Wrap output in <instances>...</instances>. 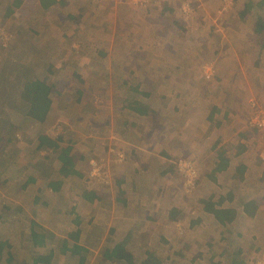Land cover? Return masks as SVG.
<instances>
[{"label": "crops", "instance_id": "1", "mask_svg": "<svg viewBox=\"0 0 264 264\" xmlns=\"http://www.w3.org/2000/svg\"><path fill=\"white\" fill-rule=\"evenodd\" d=\"M54 1L57 3L63 0ZM66 1H79L85 4L89 2L90 8L88 9L87 5L86 13L81 15L87 18L95 16L105 19V23H101V26L111 27L109 34H114V26H110V17H108L111 16L110 10H98L93 7L95 3H110L111 0ZM144 1L147 2L146 6L141 8L134 6L131 10L135 17L143 18L141 21L145 27L148 26L150 45L141 47L140 44L133 43L131 48L133 52L117 57V69L110 59L101 63L100 70L92 63H90L92 66L88 67L87 62L89 61L84 64L81 61L79 64L81 77L78 81L86 80L88 84L89 78L87 77L90 76L96 81L110 84L115 74L119 76V91L113 94L109 91L108 99L103 101L100 107L96 105L97 110L94 112L98 115L110 108L111 111L106 117L110 125L102 126L107 131H110V126H113L118 134L116 140L113 138L114 144L118 147L117 153L107 152L105 153L107 161L100 160L110 164L108 161L115 159V165L122 168L121 177L115 181L116 192L119 195L118 202L121 203L120 210H122L119 211L121 218L119 220L123 221L131 209H134L135 204L128 203L129 194H132L130 199L137 198L140 203L137 202L136 207L140 208L144 197L142 190L150 193L155 188H160L161 179L167 174L175 173L173 177L177 183H174L175 181L168 183L170 187L166 191L167 195L173 194L172 198L160 195L161 204H168L163 214L164 218L160 213L162 207L155 206L154 209L152 200L145 197L148 212L141 209V213H138L135 219L131 214L130 218L126 219L129 222L128 227L125 228L126 224H123L116 233V230L111 229L113 224L111 221L108 223L109 218L106 215V212L113 211L115 207L109 205L110 201L104 204L107 200L103 199L97 204L89 203L88 194H94L97 198V191L80 185V192L76 199L81 207L87 210V213L83 215L81 208L71 205L62 206L56 214L60 220L62 219L60 224L66 221L67 225L71 226L69 227L71 231L68 234L66 232L65 235L50 231L52 240L47 233L35 230L47 239L46 246L48 247H44L45 249L49 248V244L54 239L61 242L68 239V243H71L70 235L79 227L83 234L80 240L81 245L87 246L83 244L87 240L90 241L89 243L92 242V247L87 248V251L82 252L79 257L71 256L68 251L66 253L58 251L68 255L69 258L61 264L68 262L80 264V258L91 250L99 252L101 264H121V262L111 261L106 253L113 254L111 252L113 248L122 242H125L126 252L136 255L138 263L143 258L146 249L154 253L155 257L163 260L164 264H184V262L186 264H256L260 261L264 262V159H262L264 150L257 131L247 125L250 112L248 101L255 100L264 111V73L261 72L264 66V34L260 38L261 41L256 43L253 18L247 16L244 21L241 19L240 13L243 8L240 4L241 0H226L229 4L225 2L223 7L221 0L208 1V6L214 2L213 14L206 13L203 4L205 0H191L197 2L200 8L199 13L201 16L204 15L203 20L195 17V13L193 16L192 11L191 13L183 11L180 3L176 7L177 10H174L171 0ZM259 1L261 0H255L261 7L258 8L255 5L257 12L255 16L260 15L264 19V4ZM124 9V5L119 6L117 14L123 13ZM180 13L183 17L190 18L191 28L176 25L178 23L174 24ZM210 14L213 16L212 23H209L207 19ZM249 14L252 16L253 13ZM181 22L186 23L187 21L183 18ZM122 24L126 23L121 22L120 25ZM133 27L135 29L133 33H137V30L142 28L141 22L137 20ZM118 32L122 34V31ZM101 33H105L104 30L101 29ZM120 38L123 36L120 35L118 39ZM48 42L51 41L48 40ZM29 44L28 42L25 44L27 52L25 59L27 65L30 66ZM36 46L39 47L40 44L37 43ZM53 51L46 55L50 59V64L47 63V65L56 68L61 66V61L59 59L56 61L55 55L52 56ZM205 61L213 65L214 73L209 81L203 80L200 74V66ZM95 71L97 77L94 76ZM70 77H65V80L57 79L56 84L59 83V86L66 84V88L62 86L53 90L61 92L62 99L79 98V101L75 100V104H81V107H76L78 105L73 107L85 113L87 95L84 91L87 86L79 87ZM122 80L128 84L121 83ZM145 80L151 83L144 94L146 99L141 100L140 98H143V88L141 89L143 84L141 83ZM115 81L113 79V82ZM69 85L72 88L68 87ZM137 86H140V92L133 91ZM125 89L128 90L123 93ZM58 104H60L58 106L60 109L65 107V104L59 100ZM139 106L146 107L149 114L147 112L142 114L143 112L137 109ZM51 107L53 108V102ZM99 108L104 109V112H98ZM137 114L143 116L142 121L145 126L142 128L143 139L136 137L133 129L129 136H124L121 126L115 123L119 122V119H123V122L124 120L133 121ZM92 116L80 115L83 117L81 121L84 123L85 119L92 118ZM83 123H78V129L86 128L85 132L90 136L86 138V147L94 148L96 138L91 134H96L95 129L93 127L92 130L90 129L88 121L86 125ZM105 134L104 131L102 135ZM101 141L107 144L111 142L110 138L107 140L103 138ZM72 146L71 151H75ZM121 150L131 155L133 159L137 156H144L145 163L151 162V173L146 172L148 168L145 169V165H142L140 169V172L145 169L149 175L147 177L149 188H140L139 181L142 180L144 173H138V177L131 180L129 175L131 167L126 154L124 153L123 157ZM174 153L177 154V158H183V160L198 159L199 161L196 185L202 184L198 187L199 190L203 189L201 192L198 191L202 194L199 196L202 202V213L196 218L190 217L189 213L183 216L182 212L186 207H180L177 204L181 199L179 193H183L182 187L184 186L183 179L174 171L175 167L172 164L176 157ZM179 153L181 157L178 156ZM73 154L74 152L71 153L72 156ZM86 156L89 158L88 155ZM76 159L78 160V157L72 158V162L78 174L73 176L79 180L82 177ZM15 168L14 165L10 167L11 170ZM135 170L133 169L132 172L134 173ZM9 171H7L8 175ZM70 183L77 185L78 181L71 178ZM138 185L142 190L136 189ZM130 187H133V190L128 194ZM194 191L195 189L190 194L192 195ZM82 192H85L84 198L81 196ZM175 195L178 197L175 198ZM38 197L39 195L34 196L33 203L38 200ZM76 199L74 205H77ZM206 205L212 211L213 209L221 213L229 211L230 214L227 213L228 216L221 213L216 216L212 215L207 212ZM29 226L31 224L27 226L28 233L31 232ZM95 233L100 235L96 243L93 242ZM84 236L87 237L84 238ZM39 252L44 256L47 254L41 253V250ZM189 254L192 255L189 256ZM187 257H189L188 261L183 260ZM177 258L182 259L178 261ZM52 259H54V253ZM214 259L216 260L212 263ZM84 261L87 263L86 257ZM51 263L53 264V261Z\"/></svg>", "mask_w": 264, "mask_h": 264}, {"label": "rangeland", "instance_id": "2", "mask_svg": "<svg viewBox=\"0 0 264 264\" xmlns=\"http://www.w3.org/2000/svg\"><path fill=\"white\" fill-rule=\"evenodd\" d=\"M18 1L21 2V5L19 7H16V3ZM23 1L0 0V71L1 66L7 61L6 56L8 55L7 57L9 58L10 53L12 58L9 59H15L16 63H21V57L27 55L25 50L20 49L21 42L24 41L30 43L28 50L31 53L30 71L28 69L25 73V79L22 78V73L19 74V77L16 80L17 82L13 80L11 81L9 86L6 83H2V86L7 89L6 93L10 92V86H12L11 84L13 82H16V88L13 86V100H15L16 105H18L19 100L17 98H14V96L19 92L21 85L28 78H30L31 80L38 78L45 81L53 89H58L62 86L63 88H66V84H61L59 86V83L56 84L57 79L65 80V77L69 78L73 73L70 78H72V80H74V82H76L79 87L87 86L86 91H84L87 95L85 97V105H88L89 103L91 104L86 107L85 113L81 109L78 110L74 107H70L69 111L66 108L60 109L58 108V106L60 105L58 104V100L62 103L63 99L62 97L53 94V108L51 111L54 112H52V115L48 121L49 123L45 126H42L33 125L32 122H29V120L27 121L26 117H24L23 115L24 107L22 106V104L19 105L18 108L16 107L15 110H11L10 108L3 109V107L6 105V100L0 98V118L3 115H7L8 117H10L11 123L15 126V145L4 148L3 152L1 151L2 153L7 154L8 150L10 149L11 154L9 156H5L7 165L3 166V168L0 169L5 173V177L4 175L1 176V181L4 182L0 183V241L8 242L12 247V260L14 264L30 263L26 249H24L25 246H28V242L24 237V233L27 232L26 230L29 224L34 223L37 230L47 233L50 239H52L50 236V231L52 233L55 232L61 235H65L66 232L68 234V232L71 231V229H69V227L71 226L67 225L66 221L60 224V222H62V219L60 220V217L58 215V217L56 216L58 210H60L62 206L69 207L72 205L74 207L81 208L80 211H82L83 215L87 213V210L85 208H82L81 204L78 203V199H76L80 192V185H82L83 187H90L89 189H95L98 194L96 195L98 202L101 199H103L104 201L107 200L104 204H107L110 201L109 205H113L115 207L113 208V211L111 210L110 212H106V215L109 218L108 223L111 221V223L113 224L111 229L116 230V233H118L123 224L127 225H124L125 228L128 227L129 222H127L128 220L126 219H129L131 214L134 215L135 219L137 217V214L141 213V209L148 212V205L146 204L147 200L145 199V197H148L152 200L151 203H154V209L155 206L162 207L160 213L162 218H164L163 214L167 210L168 204H161L162 200L160 199V195L162 194V197L164 196L167 198H172L173 194L167 195L166 191L167 188L170 187L168 186V183L175 181V177H173L175 176V173H171V175L167 174L165 175V178L161 179L160 188H155L154 191H150V193L148 191L140 189H147L148 187L147 177L149 175H147V173L152 172V169L150 168L152 164L151 162H148V164L145 163L144 161L146 160V158L144 156H137V158L133 159L131 155H127L125 151L121 150V154L123 155V157L125 153L129 161V166L131 167L129 170V175L131 177V180L137 178L139 175L138 173H144L142 176V180L139 181L141 187L139 188L138 185V188H136L143 191L144 197L142 198L143 200L141 202L140 208L136 207V203L138 202V200L134 196L133 199H130L132 194L130 195L129 191L133 190V187H130L131 189L129 188V190L127 191L129 194L128 203L135 204V213L134 209H131L130 213L125 219H123V221L119 220L121 219L119 211L122 210H120L121 203L119 204L118 202L119 195L116 192L115 181L121 177L120 173H122V168H118V165H115V159H110L108 161V163L110 162V164H106L107 162L100 160L104 159L105 161H107L105 158V153L107 152H111V154L117 153L118 147L114 143L118 134L117 131H114L113 126H110V131H107L103 128L105 124L110 125V123H108V120L106 119L107 113H110L111 111L110 108H107L105 112L104 109L99 108L98 112L104 113L98 115H95L94 113L97 110L95 108L96 105L100 107L101 103H103V101L105 102V100L108 99L107 93L109 91H111L110 93L112 94L119 91V76L115 74L111 81L113 82V79L116 81L113 83L111 82L110 84L108 82L105 83L96 81L95 79H93V77L90 76L87 77L89 78L88 84H86V80L82 79L83 81L82 83H80L76 78L77 73L79 74L78 77H81V71L79 70V64L81 61L83 64L89 61L87 62V64L89 65L88 67L96 65L100 70L102 67L101 63L105 60L108 61L110 59L111 63H114V66L117 69V57L122 54L129 55V53L133 52V50L131 49L134 45L133 43H138L141 45V47L150 45V41H148L150 35L147 33L149 30L148 26L145 27V24L143 23V21H141L143 18L141 19L140 17H135V14L132 13L131 10L134 6L137 8L146 6L147 2H145L144 0H119L118 2L117 0H111L110 3L99 2L95 3V6L93 4V7L97 8L98 10H110L109 14H111V16H108L110 17L109 22L110 26H114V34L112 35L111 33L109 34L112 29L111 27L109 28L107 25L101 26V23H105V19L101 17L97 18L95 16L87 18L84 17V15H81L86 13L87 5L88 9L90 8L91 4L89 2L85 4L79 1L63 0L57 2L55 6H52L45 11H39L37 0ZM208 1L210 0H205V2L203 3L206 9V13L211 12V14H213V9L215 7H212V5L214 2H212L210 6H208ZM253 1V3L256 4L255 0ZM225 2L226 0H221L222 7ZM249 2H251V0H241L240 4H242L243 7ZM171 3L174 7V10L180 3L181 8H183L184 5L188 6V9L185 11L186 13H191L192 11L193 16L195 13V17H200L202 20L204 18V15L201 16V13H199L200 8L195 1L189 0L188 2L187 0H185L183 2H180V0H171ZM121 5H124L125 9L123 13L120 12V14H117L119 6ZM252 10H255L253 14V16H255V14L257 13L256 8L253 7ZM103 14L106 15V13ZM211 14L210 16H207L209 23H212L213 19V16ZM178 15L179 20H175L174 24L178 23L176 25L180 24L191 28L192 24L190 23V18L183 17L182 13ZM217 15L219 14L217 13ZM183 18L186 19V23L181 22V19ZM137 20L141 22L142 28H139V30H137V33H133L135 31L133 25L137 23ZM121 22H125L126 24L120 25ZM101 29L104 30L105 33H101ZM119 30L120 32L122 31V34L118 32ZM119 34L122 35L123 38L118 39V37L120 36ZM48 40H50L51 42H48ZM37 43L40 44L39 47L36 46ZM51 51H53L52 56L55 55L56 61L58 59L61 61V66L59 65L54 68L52 67V65L50 67L49 65H47V63L50 64V59H48L46 55L48 53H51ZM208 61L202 62L203 64L200 66V74L203 80H205L207 76H209V78L211 79L214 73L213 68L208 67V64L211 65V63H209ZM90 63H92V65ZM262 67V71H259L264 73V66ZM96 74L97 72L95 71V77H97ZM121 83L125 84L123 80ZM150 83L151 82L148 80H145L141 83L143 84V86L141 87V89L143 88V98H140L141 100L146 99L144 94L148 90L147 86L150 85ZM68 87L72 88L71 85H69ZM127 90L128 89H125L122 92L125 93ZM1 96L2 94L0 93V97ZM253 97H255V95ZM68 103H70V101ZM76 107L80 108L81 104ZM137 109H139V111L143 112L144 114L145 112L149 114L147 108L144 106H139L137 107ZM80 115L90 117L92 115L93 116L92 118L85 119L83 123L81 121L83 120V117H80ZM124 119H126V117ZM142 119L143 116L140 114L138 116L137 114L134 117L133 121L124 120L123 122V119H119L121 122L119 121L115 123L121 126L124 136H129L131 130L133 129L135 130V136L143 139L142 128H144L145 126ZM86 121L89 122L88 125L90 129L92 130L93 127L96 132L95 135L91 134L96 138L94 148L92 146H90L89 148L86 147V138L90 137L89 133L85 132L86 128L83 127L80 130L78 129V123L80 122L83 123V125H86ZM132 123L134 124V126L132 125ZM129 125L130 127H128ZM137 128H139V130H137ZM104 131L106 132V134L102 135L104 134ZM40 133L56 140L60 149L71 147V144H73L72 148H74L76 152L72 150L70 154L74 152L73 158L78 157V160H76L77 165L79 166L78 170L82 177L81 179L78 178L79 180H77V177L73 175L72 177H64L59 173L60 165L56 157L59 154L60 149L49 150L46 152L39 150L37 151V137ZM103 138L104 140L110 138L111 142L107 144L104 141H101ZM108 147H110V149H108ZM15 150H18L17 154ZM86 155H88L89 158H87ZM174 156L176 157L175 159H173L172 164L175 167L174 171L178 173L177 163L180 158H177V154H175ZM178 156L181 157L180 153ZM91 158H93L94 160H90ZM190 162L194 165L196 170L200 167L198 159ZM41 164H43V167ZM105 164L107 166H105ZM12 165L16 167L14 170L10 169ZM142 165H145V169L148 168V171L143 169L140 172ZM133 169H136L134 173L132 172ZM7 171H9V175L7 174ZM131 172L133 174H131ZM154 174H156L155 171ZM30 177H33L35 180H30L29 186L27 187V189H24L23 187L25 185V182H27V179ZM71 178H73L75 181H78L77 185H75L74 183H70ZM49 179H57L62 183L61 189L58 192L52 191L49 187H46ZM174 183L177 182L175 181ZM201 185L202 184H199V186L195 185L193 189L182 187L183 193H179V197H181V199L177 202V204L180 207H186V209L182 212L183 216L185 213H189L190 217L196 218L199 216V214L202 213V203H200L199 200V196H202V194L198 193V191L201 192L203 190L198 189V187H200ZM194 189L195 191L191 195L190 193L193 192ZM37 193L39 195L38 200L33 203L34 196H38ZM7 194H9V196ZM177 197L178 195H175V198ZM75 199L77 200V205H74ZM25 202L27 203L26 205ZM18 207H24L23 211H20ZM8 208H11L12 212L8 210ZM39 224L41 225L38 226ZM59 242L60 240L57 241V239H54L52 244H49V248L45 249L43 247L40 249L41 253L43 254L48 253V249H54V259H52L53 264H61L62 262L69 259L68 255L58 252V249H60L58 246ZM191 255L192 254H189V256ZM84 257H86L88 260L87 263L84 261V264H101L100 254L99 252H97V250H91ZM181 259L182 258H177L176 260L181 261ZM183 260L188 261L189 257H187V259L184 258ZM215 260L216 259H214L212 263H214ZM184 264L186 263L184 262Z\"/></svg>", "mask_w": 264, "mask_h": 264}, {"label": "trees", "instance_id": "3", "mask_svg": "<svg viewBox=\"0 0 264 264\" xmlns=\"http://www.w3.org/2000/svg\"><path fill=\"white\" fill-rule=\"evenodd\" d=\"M54 2H55L54 0L37 1V6H38L39 11L40 10L45 11L46 9L51 8L49 6L56 4ZM259 2L264 4V0H261ZM20 5H21V2L18 1L16 3V7H19ZM255 5L258 8H261L257 3L255 4L251 0V2L243 6L240 15H241L242 21H244L247 16L253 18L254 20L253 32H254V37L256 38L255 42L259 43L261 41L260 38H262L264 34V19L260 15L253 16L255 10H252V8L255 7ZM249 13H253L252 16ZM25 44L26 42L24 41L21 42L20 44L21 50H25ZM7 56H6L7 61L1 66V71H0V93L2 94L0 98H3L4 100H6L5 102L6 105L3 107V109L10 108L11 110H15L16 107L18 108L19 105L22 104V106L24 107L23 115L24 117H26L27 121L29 120V122H32L33 125H42V126L47 125L52 115V111H51L52 110V107H51L52 106V95L56 94L57 96L61 97L63 96L62 93L57 90L54 91L53 88L49 86L43 80H40L38 78L31 80L30 78H28L27 80L23 82V84L21 85V88L19 89V92L14 96V98H17L19 100L18 105H16L15 100H13V90H14L13 86L16 88L17 86L16 80L18 79L19 74L22 73V78L25 79V75H26L25 73L27 72L28 69L30 71V66L27 65V61L25 59L27 55L24 57H21V63H16L15 59H9V58H12L11 53L9 54V58ZM211 66L213 68L212 64ZM76 78L79 80L78 75ZM13 80H15L16 82H13L11 84L12 86H10V92L6 93L7 89H5L4 86H2V83H6L9 86L11 81ZM206 81H209V80H206ZM79 82L82 83L81 81ZM125 84H128V83H125ZM130 85H132V83ZM139 89H140V86H137L135 89H133V91L140 92ZM4 94L6 95L8 99L5 97ZM80 94L82 93L80 92ZM75 100L79 101V98L78 99L71 98L70 100L68 98L63 99L62 104H65V107H62V109L66 108L69 111L70 107L78 105V104H75L76 103ZM69 101L70 103H68ZM90 104L91 103H89L88 105ZM88 105H86V107ZM0 123H1V126H0L1 127L0 128V169H1L3 168V166L7 165L5 156H9L11 154L10 149L8 150L7 154L2 153L3 149L8 148L12 145H15L14 141H16V139L14 137L15 126L11 123L10 117H8L7 115H3L0 118ZM128 127H130V125ZM36 149L37 151L39 150V151L46 152V151L54 150V149L59 150L60 148L56 140L51 139L49 136L40 133L37 137ZM15 152L17 154L18 150H15ZM70 152H71L70 147L60 149L59 154L56 157L60 165L59 173L64 177L78 174L74 170V166L72 162L73 156L70 154ZM41 165L43 167V164ZM2 175H4L5 177L4 171L0 170V183L4 182V181H1ZM30 180L34 181L35 179L33 177L28 178L27 182H25V185L23 187L24 189H27V187L29 186ZM61 185L62 183L58 181L57 179H54V180L49 179V181L46 184V187H49L52 191L58 192L61 189ZM81 196L84 198L85 192H82ZM88 199H89V203H94V204L98 203L97 198H95L94 194H88ZM26 204L27 203L25 202V205ZM207 206L208 205H206V210L208 213H211L212 215H215V216L221 213V211H218L216 209H213L212 211ZM18 209L20 211H23L22 207L21 208L18 207ZM8 210L11 211V208H8ZM227 213L230 214L229 211H222L221 214L228 216ZM234 213L236 214V212ZM35 226L36 225L31 223V226H29L31 229V232L29 233L27 232L28 234L24 233V237L28 242V246L24 247V249H26L27 256L30 260V263L28 264H52L51 262H52V256L54 253V249H49L46 256L39 254V250L41 247H47L46 246L47 239H45V237L41 233H38L36 231L37 229L35 228ZM82 235L83 234H82V230L80 229V227L77 228L76 231L72 235H70V237H72L71 243H68V239L62 240V242L60 241L58 243V246L60 248L59 251H61L62 253H66V251H68V253L71 256L79 257L82 252L87 251V248H89L90 246L92 247L91 245L92 242L89 243L90 242L89 240L84 241L85 243H83V244H86L87 246L81 245L80 240H81ZM99 236L100 235H97L95 233L94 240H93L94 243L98 241ZM85 237L87 236H84V238ZM50 244H52V242ZM111 252H113V254H109L108 252L106 253L107 258H109L111 261L113 260L114 262H121V264H164L163 260L159 259L158 257H155L154 253H151L148 249L145 250V252L143 253V258L138 263V261H136L135 254H133L132 252L128 253L125 251V242H122L116 245ZM84 258L85 257L80 258V261H79L80 264L84 263ZM12 259H13L12 247L10 246L8 242L0 241V264H14ZM64 264H70V263L68 262Z\"/></svg>", "mask_w": 264, "mask_h": 264}, {"label": "built area", "instance_id": "4", "mask_svg": "<svg viewBox=\"0 0 264 264\" xmlns=\"http://www.w3.org/2000/svg\"><path fill=\"white\" fill-rule=\"evenodd\" d=\"M187 9L188 6L184 5L183 10L186 11ZM208 67L212 68L211 65H208ZM206 78V80L210 79L209 76H207ZM249 107L250 112L247 125L248 127L253 128L257 131L259 139L263 144L264 150V111L255 100L249 101ZM262 159H264V155ZM177 172L182 177L185 188L193 189L195 187L196 181L198 179V172L190 161L180 159L177 163ZM256 264H264V262L260 261Z\"/></svg>", "mask_w": 264, "mask_h": 264}]
</instances>
